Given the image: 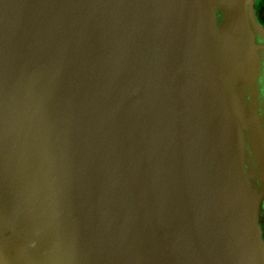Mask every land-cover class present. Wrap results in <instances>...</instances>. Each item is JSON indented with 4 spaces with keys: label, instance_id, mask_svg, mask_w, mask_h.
<instances>
[{
    "label": "water",
    "instance_id": "95a60500",
    "mask_svg": "<svg viewBox=\"0 0 264 264\" xmlns=\"http://www.w3.org/2000/svg\"><path fill=\"white\" fill-rule=\"evenodd\" d=\"M253 3L0 0V264H264Z\"/></svg>",
    "mask_w": 264,
    "mask_h": 264
},
{
    "label": "flooded vegetation",
    "instance_id": "af4514ba",
    "mask_svg": "<svg viewBox=\"0 0 264 264\" xmlns=\"http://www.w3.org/2000/svg\"><path fill=\"white\" fill-rule=\"evenodd\" d=\"M253 20L254 26L257 30V40L262 43L261 47V105L264 111V0H254L253 3ZM219 13V12H218ZM222 19V15L219 13V21ZM253 161L249 158L248 168L252 167ZM251 179L254 181V172L251 173ZM259 224L262 229V236L264 239V204L260 211Z\"/></svg>",
    "mask_w": 264,
    "mask_h": 264
},
{
    "label": "rangeland",
    "instance_id": "374dc122",
    "mask_svg": "<svg viewBox=\"0 0 264 264\" xmlns=\"http://www.w3.org/2000/svg\"><path fill=\"white\" fill-rule=\"evenodd\" d=\"M223 23V18L220 20V24ZM249 163V160L247 161V164Z\"/></svg>",
    "mask_w": 264,
    "mask_h": 264
}]
</instances>
